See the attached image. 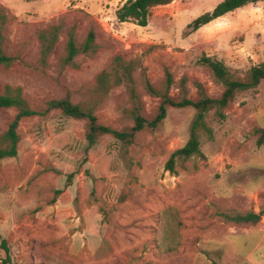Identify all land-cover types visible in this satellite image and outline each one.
<instances>
[{
	"label": "rangeland",
	"instance_id": "1",
	"mask_svg": "<svg viewBox=\"0 0 264 264\" xmlns=\"http://www.w3.org/2000/svg\"><path fill=\"white\" fill-rule=\"evenodd\" d=\"M125 1L0 0L9 17L4 51L22 61L0 67V93L4 85L20 87L43 111L46 100L69 90L73 103H92L102 125L120 130L132 126L138 101L145 116L154 115L158 99L145 82L162 90L166 68L175 83L188 77L194 99L193 80L209 97L222 92L202 58L240 79L264 64V0L194 33L188 25L223 0H175L151 10L146 27L117 21ZM56 24L59 40L45 66L36 32ZM90 26L97 50L84 53ZM72 27L76 67L62 66ZM117 56L137 66L133 83L98 96L94 79L114 68ZM15 113L0 109V136ZM196 115L191 107L168 109L157 130L138 134L133 144L105 135L88 151L83 121L58 111L22 120L17 156L0 161V264H264V216L256 225L226 219L263 207L264 147L251 131L264 128V81L238 93L222 117L207 112L209 133L198 131L204 159L177 160L170 174L165 163L188 141Z\"/></svg>",
	"mask_w": 264,
	"mask_h": 264
},
{
	"label": "trees",
	"instance_id": "2",
	"mask_svg": "<svg viewBox=\"0 0 264 264\" xmlns=\"http://www.w3.org/2000/svg\"><path fill=\"white\" fill-rule=\"evenodd\" d=\"M174 1L126 0L116 10V18L119 23H132L139 27H146L151 10L168 6ZM260 1L263 0H223L211 12L205 13L193 20L188 25V29L191 33H194L213 20ZM8 23L9 17L5 10L0 7V67L4 69L10 68L17 60L22 62L20 57L8 56L4 51L6 43L4 28ZM60 32V24L49 25L45 29H40L36 32V38L40 43L39 61L41 64L47 65L48 56L57 45ZM95 39V29L90 26L82 43V51L84 53L89 51L95 53V50H97ZM64 53L65 55L61 58L60 64L62 66L76 67L74 58L79 53V50L74 39V27L66 35ZM114 63L116 65L114 68L111 70H101L94 79L96 94L98 96L106 95L114 88L121 86L124 80L133 83L132 74L137 67L135 63L132 61L124 63L120 56L115 57ZM202 63L212 75L215 84L221 86L222 92L219 96L215 98L209 97L202 83L198 80H193L196 97L194 99L189 98L188 77L183 75L175 83L172 73L166 68L164 69L162 90L155 88L148 80L145 82L146 92L151 97L158 99L154 115L150 118L145 116L142 112L143 105L138 101L132 105L130 111L132 126H125L120 130L102 125L95 116V108L92 106V103L91 105H89L90 103L87 105L73 103L69 90H65L64 95L60 99L46 100L45 109L38 111L29 105L20 87L4 85L0 93V109H15L16 113L8 123L5 132L0 136V161L17 156V147L20 142L18 127L22 120L34 116L45 117L51 111H58L66 118L84 122V138L87 143L86 151H88L96 144L99 138L105 135H109L126 145H131L138 134L143 132L153 133L157 130L165 120L168 109L191 107L197 111V115L191 126L189 139L183 147L175 150L165 163V170L170 174H175L177 160L186 161L193 157L204 159L199 148L198 131L209 133V129L205 126V115L207 112L214 110L215 113L222 117L224 111L234 102L238 93L255 90L264 81V64L252 67L245 77L240 79L233 76L228 68L217 60L202 58ZM173 87L178 91L177 97L170 95V90ZM129 92L134 95L132 88H129ZM251 133L255 138L256 146L264 147V128H255ZM263 216L264 202L262 209L258 213L250 211L245 214L226 216V219L235 225H256ZM1 245L5 252V261L8 262L9 251L5 241Z\"/></svg>",
	"mask_w": 264,
	"mask_h": 264
},
{
	"label": "crops",
	"instance_id": "3",
	"mask_svg": "<svg viewBox=\"0 0 264 264\" xmlns=\"http://www.w3.org/2000/svg\"><path fill=\"white\" fill-rule=\"evenodd\" d=\"M169 6V5H168ZM229 14V13H228ZM227 15V14H226ZM225 15V16H226ZM225 16H223V17H220V18H218V19H216V20H213L212 21V23H218V22H220V21H222L223 19H225ZM211 23V22H210Z\"/></svg>",
	"mask_w": 264,
	"mask_h": 264
}]
</instances>
